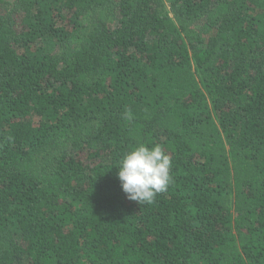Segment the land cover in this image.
<instances>
[{
  "label": "trees",
  "instance_id": "1",
  "mask_svg": "<svg viewBox=\"0 0 264 264\" xmlns=\"http://www.w3.org/2000/svg\"><path fill=\"white\" fill-rule=\"evenodd\" d=\"M0 264H264V0H0Z\"/></svg>",
  "mask_w": 264,
  "mask_h": 264
},
{
  "label": "clouds",
  "instance_id": "2",
  "mask_svg": "<svg viewBox=\"0 0 264 264\" xmlns=\"http://www.w3.org/2000/svg\"><path fill=\"white\" fill-rule=\"evenodd\" d=\"M131 119V113H128ZM172 160L160 145L139 144L128 151L120 161L118 180L122 191L131 201L151 203L167 190Z\"/></svg>",
  "mask_w": 264,
  "mask_h": 264
}]
</instances>
